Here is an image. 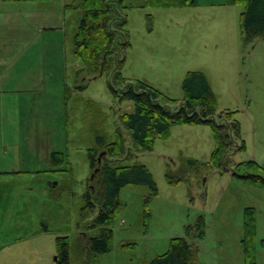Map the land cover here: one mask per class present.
Masks as SVG:
<instances>
[{"label": "rangeland", "instance_id": "1", "mask_svg": "<svg viewBox=\"0 0 264 264\" xmlns=\"http://www.w3.org/2000/svg\"><path fill=\"white\" fill-rule=\"evenodd\" d=\"M198 2L196 7L153 8L143 7L144 0H126L131 46L122 56V76L129 82L145 81L180 105L188 73H204L217 97L218 114L236 112L241 126L245 150L236 152L233 161L264 166V40L244 41V6L228 0ZM64 3L0 0V12L6 14L4 58L21 57L14 73L9 65L3 70L4 83L9 77L15 81L4 85L3 95L10 94L7 89L26 95L18 91L35 88L27 78L41 69L36 44L44 47V55L61 52L57 64L68 67L67 86L48 84L26 96L23 118L18 97L0 109V264H57L61 237L70 241V263L86 264L88 255L79 253L80 238L97 234L88 228L100 210L83 211L85 194L96 197L99 188L91 181L89 152L99 149V158L101 147L115 142L118 132L125 154H106L101 160L115 166L145 165L158 195L146 204L148 186H125L112 225V250L88 264L149 263L169 250L172 239L187 237V226L201 218L205 234L195 240L197 261L246 264L242 241L247 208L256 213V262L264 264V188L211 166L216 141L209 125H172L169 137L157 139L153 150L137 147L121 118L134 111V103L116 96L109 75L86 78V72L78 73L84 66L74 54V35L83 12ZM79 63L81 68L75 66ZM81 85L85 90L77 89ZM53 152L64 155L61 166L52 164Z\"/></svg>", "mask_w": 264, "mask_h": 264}, {"label": "trees", "instance_id": "2", "mask_svg": "<svg viewBox=\"0 0 264 264\" xmlns=\"http://www.w3.org/2000/svg\"><path fill=\"white\" fill-rule=\"evenodd\" d=\"M6 2H44L49 0H4ZM229 4L242 5L241 29L244 41L260 37L264 40V0H228ZM198 0H144L143 7L173 8L198 6ZM72 9L83 12L79 28L74 35V54L89 77L96 78L109 75V85L121 101L134 103V111L124 114L122 123L130 133L134 144L143 150H153L157 139H167L172 125H209L216 141V149L211 156L210 164L220 173H229L233 178L264 188V166L256 161L236 163L233 156L245 150L241 137V126L235 118L236 112L218 114V100L209 80L202 72H189L183 82L185 99L179 104L167 98L145 81L129 82L121 73L125 59L122 56L131 46L128 31L129 7L126 0H75ZM86 68V69H85ZM85 70V71H84ZM86 75V76H87ZM120 87L119 90L116 85ZM79 91L85 86L77 87ZM118 90V91H117ZM174 105V108L172 107ZM242 141V142H240ZM125 141L118 132L115 142L101 147L102 157L121 156L125 154ZM99 150V149H98ZM98 150L89 152V159L94 178L98 183L97 196L90 193L84 196L83 211H93L100 207L97 218L88 230H97L95 235L80 238L79 253L87 256L88 264L93 257L109 253L112 250L114 232L112 225L120 212L121 190L130 184L146 185L150 195H158L154 177L145 165L115 166L112 162H99ZM102 159V158H101ZM65 157L60 152H53L51 162L61 166ZM197 164L196 161H193ZM98 169L97 172H95ZM95 173V174H94ZM170 183L174 180L170 178ZM94 198L97 201L94 202ZM146 211L144 217L148 218ZM245 238L242 241L246 264L256 262V213L247 208L244 213ZM197 233V234H195ZM88 234V233H87ZM205 234V223L201 218L195 226H187V237L171 240L169 250L146 264H200L197 261V243ZM57 264H71V247L68 238L57 241Z\"/></svg>", "mask_w": 264, "mask_h": 264}, {"label": "crops", "instance_id": "3", "mask_svg": "<svg viewBox=\"0 0 264 264\" xmlns=\"http://www.w3.org/2000/svg\"><path fill=\"white\" fill-rule=\"evenodd\" d=\"M74 2H75V0H69V1L65 0V3H64L65 8L68 5L69 9L72 10V8H70V7H71V5L74 4ZM5 18H6V14H4L3 12H0V109L4 105L5 102L13 103V98L15 100L18 97V99H19L18 104L19 105H18L17 111H19V113L20 112L22 113V114L20 113V117L23 118L25 116V108H24L23 104L27 100L26 96L28 94L33 93L36 90V88H38L40 86L46 87V86H48V84H52V85L59 84V85L67 86L66 73H67L68 67H67L66 63L65 64H57L58 63L57 59H59L61 52L51 51L48 54H46V52H45L46 55H49L48 59H47V56L44 55V52L42 51L44 47L42 45H41V47H39V45L36 44L37 43V35L35 33L34 42L36 45L33 49L37 48V50L39 52L40 68L41 69L36 70L37 72L35 71L34 76H32L31 78H27L28 79L27 83L30 85L31 89H32V87H35V88H33V91L30 89L23 91V92H21V90L18 91L20 93H28L26 95L11 94L10 89H7V92H10V94H4L3 95L4 85H8V87H11V85L15 84V81L12 77L6 78V81L4 83V74H3L4 72H3V70L5 69V67H7L6 65H9L10 66L9 69L13 70V73H14L15 72L14 67H15L16 63L21 58L20 54L16 55L13 58H8L9 56L4 58L5 53H4L3 39H4V25H6V23L4 22ZM9 22L10 21H8V23ZM39 28H40V26L38 27V29ZM44 28H46V27H42L41 29L43 30ZM38 31H40V30H38ZM42 33H44V32H42ZM65 43H66L65 41L61 42V45H63L62 47H64ZM42 52H43V54H42ZM48 60L49 61L52 60L54 64L47 63ZM4 62H5V64H4ZM79 64H76L75 66H77V68H81V64L80 65ZM20 83L21 82H19V84ZM21 85H23V84L21 83ZM0 119H1V113H0ZM199 249H200V247L198 246V251H199ZM12 258H14L16 261H18L17 257L14 256Z\"/></svg>", "mask_w": 264, "mask_h": 264}, {"label": "water", "instance_id": "4", "mask_svg": "<svg viewBox=\"0 0 264 264\" xmlns=\"http://www.w3.org/2000/svg\"><path fill=\"white\" fill-rule=\"evenodd\" d=\"M101 158H102V155H100V157H99V162H101ZM97 171H98V169L95 172H97ZM92 178H94V175L92 176Z\"/></svg>", "mask_w": 264, "mask_h": 264}]
</instances>
